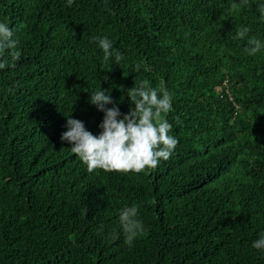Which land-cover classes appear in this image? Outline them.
Returning <instances> with one entry per match:
<instances>
[{
    "label": "trees",
    "instance_id": "obj_1",
    "mask_svg": "<svg viewBox=\"0 0 264 264\" xmlns=\"http://www.w3.org/2000/svg\"><path fill=\"white\" fill-rule=\"evenodd\" d=\"M0 264H264V0H0Z\"/></svg>",
    "mask_w": 264,
    "mask_h": 264
}]
</instances>
